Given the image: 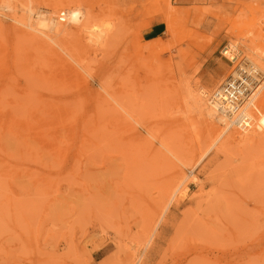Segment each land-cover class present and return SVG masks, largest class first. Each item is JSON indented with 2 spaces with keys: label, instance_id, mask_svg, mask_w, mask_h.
<instances>
[{
  "label": "rangeland",
  "instance_id": "1",
  "mask_svg": "<svg viewBox=\"0 0 264 264\" xmlns=\"http://www.w3.org/2000/svg\"><path fill=\"white\" fill-rule=\"evenodd\" d=\"M258 1L0 0V264H264V142L212 145L188 102L225 45L264 71Z\"/></svg>",
  "mask_w": 264,
  "mask_h": 264
},
{
  "label": "bare ground",
  "instance_id": "2",
  "mask_svg": "<svg viewBox=\"0 0 264 264\" xmlns=\"http://www.w3.org/2000/svg\"><path fill=\"white\" fill-rule=\"evenodd\" d=\"M57 3L61 4L59 1ZM59 4H57V5L60 6ZM58 6H56V7H58ZM62 6H64V5L61 4L60 7H62ZM255 8L260 13H264V0H259L257 2V5H256ZM70 13L71 14L67 15L69 17L68 25H69V23L73 24V22L77 23L78 18H79L78 14L75 11L70 12ZM259 17H256V19H253V21H252V25L255 28L253 29L252 36L250 38L251 39L250 40V43H251L250 44V50L256 56L257 60L261 64H264V32L261 31V26L259 27V19H258ZM59 20L60 21H66V12L65 11H62L61 13H59ZM79 21H80V19H79ZM48 22L49 21H46V20L43 19V21L42 20L39 21L38 24L41 27H43V28L45 26L47 27L48 25H50L49 26V30L51 31L50 33H53V34H58L59 35L61 32L65 31V27H67V23H66V25H64V24L60 25V24H58V22H55V20L54 21L51 20L50 24ZM78 30H80V29H78ZM78 30L76 31V34H77ZM74 31H75V29H74ZM74 31H73V33H74ZM33 34H35V33H33ZM68 34H71L69 32V30H68ZM75 36H74V38H75ZM38 37H37V39H38ZM41 37H43V36H41ZM53 39L54 38H52V40ZM82 42H83V40H82ZM80 45H81V43H80ZM80 51H81V49H80ZM52 54H53V52H52ZM72 55H73V52H72ZM125 67H126V64L124 63V61L121 62V67L120 68L118 67V70L120 69L118 74H120L119 77H120L122 82L123 81L125 82V80L129 78L128 77L129 74L126 73ZM227 78H229V74L226 76L225 79H227ZM223 82L224 81H222L214 89V91H212V94H211V96H210V98L208 100L209 106L205 102L206 101L205 100V96L206 95H204V93H202V91H199L200 96L195 94V93L191 94L190 97L188 96L190 98V99L188 98V100H189L188 102H189L190 106L200 115V117L205 122H207V123H209L211 125L210 127L212 128L213 132L215 133V141L212 143V145L218 143V141L220 139L222 141V143H220V145H224V144L229 145V144H234V143H236V145H238L237 143L260 144V143L264 142V115H262V117L257 122L258 125L256 124V126H258V128H255V129H259L260 128V131L261 130L262 131L261 132L257 131V130L254 131L255 130L254 129V130H252V132L247 133L250 129H253V127H254L252 125V121H253V118L255 116H258V115H256V114H258L256 112L264 110V90H262V88H264V85L259 86L251 95H244L243 94L242 97L238 98L237 100H233V98L229 99V95L225 94L222 89H219V87L222 85ZM215 92H216V94H215ZM110 96H111V94H110ZM126 105H127V103H126ZM121 108H122V106H121ZM128 109H127V111L129 113L130 109L129 110ZM127 111H125V112H127ZM122 113H124V110L122 111ZM131 113H133V111ZM124 115H123V118H126L127 115L125 117H124ZM121 116H122V114H121ZM122 121H124V119ZM217 122L218 123L219 122L223 123V128L220 129L219 125L217 124ZM129 125H131V123H129ZM235 126L238 127L236 129H238L240 131H243L245 134H241V132L237 133V131L231 129L232 127H235ZM194 181H195V179H194Z\"/></svg>",
  "mask_w": 264,
  "mask_h": 264
},
{
  "label": "built area",
  "instance_id": "3",
  "mask_svg": "<svg viewBox=\"0 0 264 264\" xmlns=\"http://www.w3.org/2000/svg\"><path fill=\"white\" fill-rule=\"evenodd\" d=\"M222 53L235 62L229 78L219 87L229 95V99L237 100L243 94L251 95L259 86L264 85V71L247 57L241 56L235 47L225 45Z\"/></svg>",
  "mask_w": 264,
  "mask_h": 264
},
{
  "label": "crops",
  "instance_id": "4",
  "mask_svg": "<svg viewBox=\"0 0 264 264\" xmlns=\"http://www.w3.org/2000/svg\"><path fill=\"white\" fill-rule=\"evenodd\" d=\"M192 0H180L181 6H188L191 4ZM214 1V0H206ZM166 30V25L161 21L153 22L149 28L144 32V36L147 37V40L156 39L161 37Z\"/></svg>",
  "mask_w": 264,
  "mask_h": 264
}]
</instances>
